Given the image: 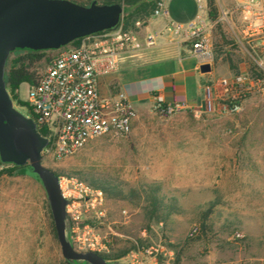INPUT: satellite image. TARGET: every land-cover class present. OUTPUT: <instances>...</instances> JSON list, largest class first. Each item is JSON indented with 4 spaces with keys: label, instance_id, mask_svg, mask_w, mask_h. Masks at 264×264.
Wrapping results in <instances>:
<instances>
[{
    "label": "rangeland",
    "instance_id": "obj_1",
    "mask_svg": "<svg viewBox=\"0 0 264 264\" xmlns=\"http://www.w3.org/2000/svg\"><path fill=\"white\" fill-rule=\"evenodd\" d=\"M214 1L226 40L234 41L220 11L228 12V23L237 24L235 0ZM166 4L172 13L177 8L184 14L197 11L195 0ZM210 23L216 51L220 38ZM160 36L162 44L175 40L163 32ZM220 49L212 63L215 81L234 71H249L252 63L240 47L228 44ZM21 54L11 53L5 67ZM44 66L45 61L40 62L37 72ZM17 100L21 105L14 103V108L28 118L27 84L18 87ZM12 169L0 164V171ZM53 169L103 189L107 228L101 233L110 241L109 254L132 247L129 253L160 240L173 253L165 264H264V93L248 95L236 115L218 114L214 107L199 117L188 112L162 116L150 107L136 114L127 136L93 139ZM153 187L164 202L176 198L181 210L161 229L145 209V195ZM210 202H217L215 212L200 233L198 211ZM194 228L196 235L188 238ZM53 229L41 185L19 172L1 174L0 264H62ZM125 256L118 264H127Z\"/></svg>",
    "mask_w": 264,
    "mask_h": 264
},
{
    "label": "built area",
    "instance_id": "obj_2",
    "mask_svg": "<svg viewBox=\"0 0 264 264\" xmlns=\"http://www.w3.org/2000/svg\"><path fill=\"white\" fill-rule=\"evenodd\" d=\"M65 1L87 7L91 3L102 5L109 0ZM197 7L199 12L190 22L178 24L165 19L163 1H159L149 19H164L160 31L154 30L141 39L139 31L147 25L148 19H137L132 27L124 28L121 13L115 27L79 38L75 44L50 50L52 55L37 80L27 84L25 104L28 119L47 141L40 152L44 167L54 171L58 163L72 157L98 137L121 138L129 134L135 110L123 92L102 96L98 77L113 71L120 57L132 54L142 46L153 47L161 32L180 37L198 63L211 66L214 58L210 37L212 24L206 19L204 0H197ZM234 12L237 24L228 23V12L221 10L220 14L228 24L234 42L261 77L242 72L216 80V90L207 88L208 111L215 107L221 115L240 113L242 102L248 95L264 93V0H235ZM14 103L12 101V105ZM151 111L162 116L188 112L199 117L205 113L201 108L184 103L164 104L160 97L153 98ZM58 187L61 196L68 201L65 212L69 223L68 238L73 249L109 254L110 241L101 233L107 228L103 191L72 174L58 176ZM157 227L161 229L162 224L158 223ZM195 232L194 228L188 236L192 237ZM172 256V251L158 240L138 246L125 258L127 264H165V260Z\"/></svg>",
    "mask_w": 264,
    "mask_h": 264
},
{
    "label": "water",
    "instance_id": "obj_3",
    "mask_svg": "<svg viewBox=\"0 0 264 264\" xmlns=\"http://www.w3.org/2000/svg\"><path fill=\"white\" fill-rule=\"evenodd\" d=\"M122 13L118 4L80 6L65 0H0V161L27 165V177L41 185L49 207L60 255L68 264H108L98 254L75 251L68 238V201L60 193L58 176L41 164L47 141L33 122L12 105L5 88L4 67L14 50L50 51L79 38L111 29ZM210 70L208 64L200 72ZM112 264H118L113 262Z\"/></svg>",
    "mask_w": 264,
    "mask_h": 264
},
{
    "label": "crops",
    "instance_id": "obj_4",
    "mask_svg": "<svg viewBox=\"0 0 264 264\" xmlns=\"http://www.w3.org/2000/svg\"><path fill=\"white\" fill-rule=\"evenodd\" d=\"M166 1L163 2L165 19L173 23L186 24L199 12L198 7L196 12L187 14L177 8L173 13L179 14L171 18L173 13ZM163 20H148L147 25L139 31L140 38L156 28H162ZM173 38V42L162 44L165 40L164 36H160L153 47L141 48L147 50L144 53L137 54V51L120 57L113 71L98 77L99 90L108 96L123 92L137 115L150 109L154 97H160L164 104L179 102L208 112L206 89L216 90V81L212 77L214 68L211 64L208 72L201 73L200 66L205 63H198L180 37Z\"/></svg>",
    "mask_w": 264,
    "mask_h": 264
},
{
    "label": "trees",
    "instance_id": "obj_5",
    "mask_svg": "<svg viewBox=\"0 0 264 264\" xmlns=\"http://www.w3.org/2000/svg\"><path fill=\"white\" fill-rule=\"evenodd\" d=\"M160 0H109L105 1L102 4H118L122 8V20H123V26L124 28H130L132 27V24L135 20H147L149 19L152 11L156 7L157 2ZM205 7H206V19L209 22L214 23V35L219 36L220 44L216 46V51L213 49L214 58L213 61L216 59V54L222 53L221 49L222 47H225L228 44H233L234 48H238V45L232 41V40H226L225 31H223V24L218 21V11L215 6L214 0H204ZM94 5V3L89 4V6ZM77 40L72 41L70 44H75ZM218 48V49H217ZM13 52H20L22 53L19 55L16 59H14L11 62V65L6 68L4 67V83L5 88L10 95V98L12 101L16 102V104L21 105L20 101L17 100V94L15 91L18 89V87L25 83V84H33L38 76L39 73L37 72V66L40 62L45 61V64L49 60V56L46 54V52L49 51H31V50H14ZM11 52V53H13ZM9 53V55L11 54ZM8 55V56H9ZM230 68L232 70H235L233 65L229 64ZM237 71H234L233 75H236ZM248 73L251 76L261 77L259 73H257L254 70L253 65H251ZM42 135V133H40ZM0 164L3 165H12L3 163L0 161ZM12 170H2L0 171V175L3 173L11 175V173L19 172L21 174L26 175L28 166H16L12 165ZM56 176L62 175L60 172H55ZM38 182L37 180H35ZM39 183V182H38ZM95 186V184H92ZM97 187V186H96ZM103 190V189H102ZM159 189L156 187L151 188L149 191H147V194L145 195L146 198V214L149 216V219H154L156 222L161 223L163 226L168 220H172V217L175 215H179L181 213L180 208L177 205V199L174 197H171L167 199L166 202L162 199L161 196H159ZM217 205V202H210L208 203L205 208L198 211V231L200 233H203L207 229V220L208 218L215 212V207ZM46 209L48 212L49 219L51 220V215L49 211V207L46 201ZM196 229V228H195ZM54 230V229H53ZM197 233V229L195 234L192 237L193 238ZM123 248L119 249L116 253L111 254H98L101 256L108 264H112L113 262H117L120 258L124 257L125 254L131 249ZM177 260V259H176ZM62 264H68L65 261L62 262ZM76 264H82L81 262H76Z\"/></svg>",
    "mask_w": 264,
    "mask_h": 264
}]
</instances>
